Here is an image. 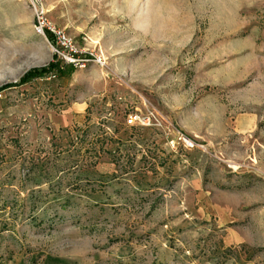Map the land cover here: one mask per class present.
Wrapping results in <instances>:
<instances>
[{
	"label": "rangeland",
	"instance_id": "1",
	"mask_svg": "<svg viewBox=\"0 0 264 264\" xmlns=\"http://www.w3.org/2000/svg\"><path fill=\"white\" fill-rule=\"evenodd\" d=\"M44 8L88 59L0 0V264H264V0Z\"/></svg>",
	"mask_w": 264,
	"mask_h": 264
},
{
	"label": "built area",
	"instance_id": "2",
	"mask_svg": "<svg viewBox=\"0 0 264 264\" xmlns=\"http://www.w3.org/2000/svg\"><path fill=\"white\" fill-rule=\"evenodd\" d=\"M27 5L34 9V22L33 26L36 33L44 34L51 32L55 50L61 55V57L74 65L83 66L87 57H80L77 55L78 49L76 48L71 37L60 27H55L46 17V8H44L45 0H22ZM100 60V59H99ZM140 116L137 113H132L128 117V122H134L139 119Z\"/></svg>",
	"mask_w": 264,
	"mask_h": 264
},
{
	"label": "trees",
	"instance_id": "3",
	"mask_svg": "<svg viewBox=\"0 0 264 264\" xmlns=\"http://www.w3.org/2000/svg\"><path fill=\"white\" fill-rule=\"evenodd\" d=\"M47 34L49 35V38H52V34H51V32L48 31ZM51 65H52V67H53V63H52ZM71 66H72V65H71Z\"/></svg>",
	"mask_w": 264,
	"mask_h": 264
}]
</instances>
